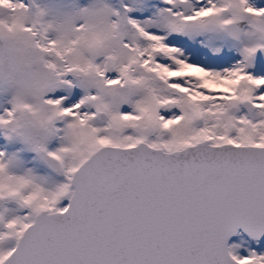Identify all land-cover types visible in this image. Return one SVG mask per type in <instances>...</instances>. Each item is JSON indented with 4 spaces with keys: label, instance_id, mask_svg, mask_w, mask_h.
<instances>
[{
    "label": "snow or ice",
    "instance_id": "snow-or-ice-1",
    "mask_svg": "<svg viewBox=\"0 0 264 264\" xmlns=\"http://www.w3.org/2000/svg\"><path fill=\"white\" fill-rule=\"evenodd\" d=\"M262 239L264 0H0V264H264Z\"/></svg>",
    "mask_w": 264,
    "mask_h": 264
},
{
    "label": "rangeland",
    "instance_id": "rangeland-1",
    "mask_svg": "<svg viewBox=\"0 0 264 264\" xmlns=\"http://www.w3.org/2000/svg\"><path fill=\"white\" fill-rule=\"evenodd\" d=\"M78 2L80 3L81 6H83V5H86L89 2V0H78ZM238 239H239V237H234L229 243H232L233 241H236ZM262 247L263 246L260 244V246L257 248V250L261 251Z\"/></svg>",
    "mask_w": 264,
    "mask_h": 264
},
{
    "label": "water",
    "instance_id": "water-1",
    "mask_svg": "<svg viewBox=\"0 0 264 264\" xmlns=\"http://www.w3.org/2000/svg\"><path fill=\"white\" fill-rule=\"evenodd\" d=\"M238 231H239V230H238ZM233 238H234V237H232L231 240H232ZM231 240H230V241H231ZM230 241H229V242H230ZM261 244L264 246V239H262Z\"/></svg>",
    "mask_w": 264,
    "mask_h": 264
},
{
    "label": "trees",
    "instance_id": "trees-1",
    "mask_svg": "<svg viewBox=\"0 0 264 264\" xmlns=\"http://www.w3.org/2000/svg\"><path fill=\"white\" fill-rule=\"evenodd\" d=\"M262 250H264V247H262Z\"/></svg>",
    "mask_w": 264,
    "mask_h": 264
}]
</instances>
